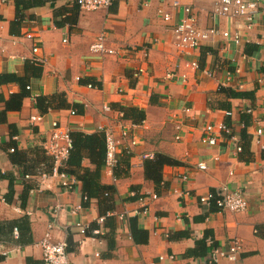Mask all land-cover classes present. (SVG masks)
<instances>
[{
    "label": "crops",
    "instance_id": "1",
    "mask_svg": "<svg viewBox=\"0 0 264 264\" xmlns=\"http://www.w3.org/2000/svg\"><path fill=\"white\" fill-rule=\"evenodd\" d=\"M172 1L112 0L106 9L83 11L75 0H44L23 11L19 26L12 24L15 0L0 2V74L27 78L29 87L20 103H0V264H44L39 243L45 238L65 244L67 264H165L159 258L169 254L177 264H208L204 257L185 256L201 250L198 242L204 239L220 249L240 241L237 259L217 264H264V13L248 28L243 19L214 15L217 0H177L178 7ZM185 7L192 8L199 28L238 33L240 43L217 34L197 49H178L172 27ZM159 10L171 20L164 22ZM100 35L113 54L91 53ZM34 59L42 60L38 78L25 67ZM20 92L17 82L0 86L8 102ZM231 92L245 96L232 98ZM57 93L83 112L53 109L41 115L35 109L37 97ZM123 108L141 111L143 122L124 119ZM31 116L41 121L31 122ZM54 122L84 135L104 136L99 128L109 129L118 142V160L130 155L126 176L114 178L113 168L101 167L99 183L108 197L85 202L81 181L72 175L71 189L36 177L41 163L51 164L45 145ZM222 124L230 126L234 140L218 131ZM206 125L216 129L214 146L201 143ZM243 133L249 161L234 148ZM157 153L180 163L162 169L159 189L143 170L144 160ZM202 162L207 169L197 170ZM81 165L95 169L87 157ZM224 186L243 192L244 212L200 205V196ZM178 190L189 194L177 198ZM144 204L147 214L135 215ZM134 216L146 233L141 243L131 236Z\"/></svg>",
    "mask_w": 264,
    "mask_h": 264
},
{
    "label": "built area",
    "instance_id": "2",
    "mask_svg": "<svg viewBox=\"0 0 264 264\" xmlns=\"http://www.w3.org/2000/svg\"><path fill=\"white\" fill-rule=\"evenodd\" d=\"M0 2H6V0H0ZM112 0H75V4L83 11H94L98 9H106L111 5ZM179 2L177 0L172 1L173 7H178ZM185 16L182 20L172 27V33L174 37L175 46L180 50L197 49L202 43L208 41L210 38L217 34H220L225 41L231 40L234 43H240V35L238 33L231 34L228 31L219 32L215 28L201 29L198 27L197 18L193 13L191 7L184 8ZM159 16L164 22H169L171 16L162 11H158ZM214 15L225 17L228 19H243L246 22V26L251 28L255 22V19L259 13H264V0H217L215 8L213 10ZM28 39L32 38L31 34H27ZM39 47L35 45L32 49L34 53H37ZM90 51L98 56H105L113 54L114 51L106 49L104 46V36L100 35L97 40L91 45ZM35 62H42L41 59H34ZM192 67H196L195 63ZM173 75H168V78H172ZM29 89V87H27ZM105 110L108 107L104 106ZM188 111V110H186ZM71 115L75 112L71 111ZM227 115L230 113L227 112ZM31 122L41 121V116H31ZM220 133H224L229 137V140H234L232 135V129L222 124L218 127ZM100 131L104 132L105 145H106V157L105 164L113 168L118 162V142L113 138L112 132L109 129L99 128ZM216 129L212 125H206L203 128V136L201 143L214 146L217 144ZM262 129L256 130V135L260 136ZM71 138L68 129L63 128L54 122L52 124V134L49 141L45 145L46 155L50 157L51 164L47 167L44 163H41L36 169V177L45 183L50 179H57L59 184L67 189L72 188V184L75 182L70 179V176L62 171L66 167V161L69 156L71 149ZM134 144V142H133ZM235 151L240 153L241 146L235 145ZM14 152V149L10 150ZM197 170L204 171L207 166L204 162L197 164ZM29 175H25L26 179H29ZM182 180L186 182L187 176H183ZM186 190L176 191L177 198H182L188 195ZM152 199H157V195H152ZM198 202L202 206L212 207L218 211H227L231 213H242L248 207L247 199L245 198L241 190H231L228 187H222L218 192H210L206 195H202L198 198ZM148 212L147 206L144 204L142 209L134 211L135 215H146ZM123 219V215H120ZM81 234H85V228L77 225ZM208 251L205 260L208 264H217L220 259H226L228 261H235L238 255L242 251V245L239 240L232 239L226 249H220L213 245L211 239L206 240ZM39 246L42 250V258L44 264H67V254L65 252V244L63 242L53 244L47 238L43 239ZM159 260L165 261V264H177V257L175 255H166L160 257ZM148 264H156L151 261Z\"/></svg>",
    "mask_w": 264,
    "mask_h": 264
},
{
    "label": "trees",
    "instance_id": "3",
    "mask_svg": "<svg viewBox=\"0 0 264 264\" xmlns=\"http://www.w3.org/2000/svg\"><path fill=\"white\" fill-rule=\"evenodd\" d=\"M44 0H15V11L16 17L12 22L13 25L19 26L24 20L23 11L29 8H34L42 5ZM78 7V6H77ZM25 67L27 70L32 69L34 72L30 76L39 77L41 72V67L35 61H26ZM27 78H19L14 74H0V86L8 85L10 83L17 82L21 86L20 94H15L11 96V101H5L2 93H0V103H14L15 101H20L28 93ZM232 98L244 97L245 94L242 93H230ZM17 103V102H16ZM6 108L9 106L6 105ZM82 106L67 103L64 95L62 93H57L52 96H39L35 101V109L41 114H46L49 110L53 109H72L77 114L83 112ZM228 108V107H227ZM123 113V118L131 120L134 124L143 122L144 114L136 108H123L121 109ZM246 125L247 122L245 123ZM244 124V126H245ZM230 127V126H229ZM245 131V130H244ZM71 138V149L69 151V156L66 161V167L62 169L68 175L74 176L76 179L81 181L82 186V196L85 202H88L92 198H97L101 195L108 197V188L102 186L99 183L100 169L105 165L106 157V145L103 135H84L78 132H70ZM241 153L240 157L244 161H249V140L245 133L241 138ZM15 151V150H14ZM15 153V152H13ZM262 158H264V150L261 153ZM87 157L89 161L95 165V169L83 168L81 163L83 159ZM130 155L126 154L121 159L118 160L117 164L113 167L114 178H120L126 176L128 169L130 167L129 163ZM180 163L173 158L157 153L152 159H145L143 162L144 177L146 180L151 181L156 187L163 186L162 169L165 166H177ZM215 209V208H214ZM130 229L131 236L136 241V243L143 242L142 239L146 240V233L138 229L136 222V217H130ZM207 238V237H206ZM199 248L201 250L193 249L192 251L186 252L187 258H201L206 254V244L205 239L198 242Z\"/></svg>",
    "mask_w": 264,
    "mask_h": 264
}]
</instances>
